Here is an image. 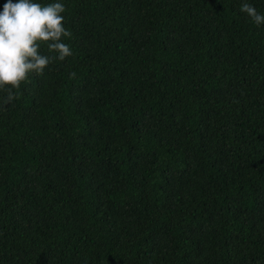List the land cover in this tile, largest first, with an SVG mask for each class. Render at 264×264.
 Returning a JSON list of instances; mask_svg holds the SVG:
<instances>
[{
    "label": "trees",
    "instance_id": "16d2710c",
    "mask_svg": "<svg viewBox=\"0 0 264 264\" xmlns=\"http://www.w3.org/2000/svg\"><path fill=\"white\" fill-rule=\"evenodd\" d=\"M61 2L73 55L0 110V264H264V25Z\"/></svg>",
    "mask_w": 264,
    "mask_h": 264
},
{
    "label": "clouds",
    "instance_id": "9594fccd",
    "mask_svg": "<svg viewBox=\"0 0 264 264\" xmlns=\"http://www.w3.org/2000/svg\"><path fill=\"white\" fill-rule=\"evenodd\" d=\"M66 11L61 0L47 4L34 0H7L0 11V91L6 96L0 110L19 97L22 83L32 74L42 76L54 61H64L73 50L64 38L72 36L63 25ZM239 11L256 25H264V14L243 0ZM50 54H41V45ZM74 78L76 73L69 74Z\"/></svg>",
    "mask_w": 264,
    "mask_h": 264
}]
</instances>
